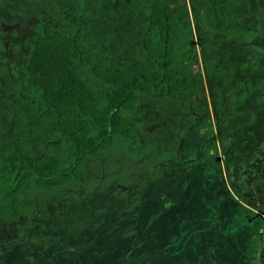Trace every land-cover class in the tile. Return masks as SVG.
Instances as JSON below:
<instances>
[{
	"label": "rangeland",
	"instance_id": "1",
	"mask_svg": "<svg viewBox=\"0 0 264 264\" xmlns=\"http://www.w3.org/2000/svg\"><path fill=\"white\" fill-rule=\"evenodd\" d=\"M147 1H76L87 15L82 72L98 95L105 88L94 66L148 65ZM59 9L58 0H0V94L25 89L21 66L39 23L60 24ZM234 11L249 36L199 53L187 85H196L194 96L153 95L129 112L128 123L143 125V155L108 148L90 157L76 185L26 191L22 212L0 213V264H264V0ZM210 122L215 142L205 147L200 131ZM21 136L1 101L0 153Z\"/></svg>",
	"mask_w": 264,
	"mask_h": 264
},
{
	"label": "trees",
	"instance_id": "2",
	"mask_svg": "<svg viewBox=\"0 0 264 264\" xmlns=\"http://www.w3.org/2000/svg\"><path fill=\"white\" fill-rule=\"evenodd\" d=\"M76 1L58 0L60 24L50 17L40 21L21 66L25 89L0 94V102L13 107L22 135L0 153V213L6 218L25 209L26 191L76 185L90 157L108 148L115 146L127 157L143 155L138 148L143 125L128 123L129 112L139 111L142 100L153 95L178 103L182 94L194 96L196 85L189 91L187 85L199 53L215 51L225 41H244L251 31L249 23L236 22L234 11L251 0H188L194 26L187 0H148L141 37L148 65L94 66L92 76L105 88L98 95L82 72L90 62L81 40L87 15L75 10ZM4 51L0 37V58ZM219 114L224 119L227 113ZM204 126L200 136L209 147L215 129L211 122Z\"/></svg>",
	"mask_w": 264,
	"mask_h": 264
},
{
	"label": "flooded vegetation",
	"instance_id": "3",
	"mask_svg": "<svg viewBox=\"0 0 264 264\" xmlns=\"http://www.w3.org/2000/svg\"><path fill=\"white\" fill-rule=\"evenodd\" d=\"M262 217L264 218V215H263ZM263 229H264V226H263V228L260 229L259 234H261V231H262Z\"/></svg>",
	"mask_w": 264,
	"mask_h": 264
}]
</instances>
